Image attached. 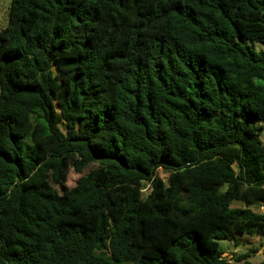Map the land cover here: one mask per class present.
<instances>
[{
	"label": "trees",
	"instance_id": "trees-1",
	"mask_svg": "<svg viewBox=\"0 0 264 264\" xmlns=\"http://www.w3.org/2000/svg\"><path fill=\"white\" fill-rule=\"evenodd\" d=\"M247 41L264 44V0H11L0 264H264L262 242L221 244L264 239V51Z\"/></svg>",
	"mask_w": 264,
	"mask_h": 264
},
{
	"label": "rangeland",
	"instance_id": "rangeland-1",
	"mask_svg": "<svg viewBox=\"0 0 264 264\" xmlns=\"http://www.w3.org/2000/svg\"><path fill=\"white\" fill-rule=\"evenodd\" d=\"M10 2L11 0H0V30L7 23ZM247 43L256 51H264L263 43L255 42V41L254 42L247 41ZM258 125L262 126L260 130V140L262 141V143H264V122H258ZM93 168L94 165H90L87 168H85L81 173H76L75 171L71 170L67 176V181H66L67 186L72 187L80 176L87 173ZM158 175L160 178L163 179L166 177V174H164L160 170L158 171ZM236 242L238 243V245H234L233 242H229V241L221 242L222 246L226 249L225 250L226 252L223 254L224 257L231 258L232 256H235L237 254L243 252H249V249H253L254 247H259L261 242L264 243V239L260 240L257 237L250 238L246 236H238ZM249 260L252 262L264 261L263 249L259 248L257 252L252 254V257H250Z\"/></svg>",
	"mask_w": 264,
	"mask_h": 264
},
{
	"label": "built area",
	"instance_id": "built-area-1",
	"mask_svg": "<svg viewBox=\"0 0 264 264\" xmlns=\"http://www.w3.org/2000/svg\"><path fill=\"white\" fill-rule=\"evenodd\" d=\"M259 210L264 212V204L259 206Z\"/></svg>",
	"mask_w": 264,
	"mask_h": 264
}]
</instances>
